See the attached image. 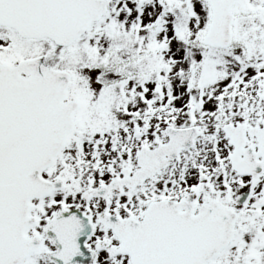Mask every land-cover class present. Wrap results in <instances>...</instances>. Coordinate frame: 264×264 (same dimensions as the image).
Listing matches in <instances>:
<instances>
[{
  "label": "snow or ice",
  "instance_id": "6c2138e0",
  "mask_svg": "<svg viewBox=\"0 0 264 264\" xmlns=\"http://www.w3.org/2000/svg\"><path fill=\"white\" fill-rule=\"evenodd\" d=\"M0 264H264V0H0Z\"/></svg>",
  "mask_w": 264,
  "mask_h": 264
}]
</instances>
